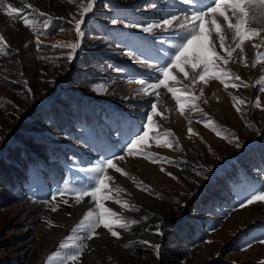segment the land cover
<instances>
[{
  "label": "rangeland",
  "instance_id": "obj_1",
  "mask_svg": "<svg viewBox=\"0 0 264 264\" xmlns=\"http://www.w3.org/2000/svg\"><path fill=\"white\" fill-rule=\"evenodd\" d=\"M109 2L112 7L107 6ZM201 2L214 6V0ZM87 4L88 0H0V36L4 38L0 43V94L7 95L8 90L10 93L13 86L8 83L33 86L37 81H48L55 84L57 91H72L86 97L96 110L100 107L106 111L107 115L97 117V123L108 117L105 125L82 130L78 140L65 135L58 137L52 130L47 131L55 139L46 132L42 133L44 137L40 136L39 140L44 139L56 153L50 159L41 157L42 166L32 170L34 175L20 192L19 202L0 211V239L13 241L16 237L13 264H160L161 259L154 258L161 256V248L166 244L162 233L166 223L183 215L188 200L199 197L215 176L227 171L235 174L223 192L224 199L214 207L215 214L194 212L191 216L193 223H201L197 225L196 236L202 240L194 242L185 253H179L180 257L165 259L169 264H262L264 200L254 201L243 209L240 203L247 204L252 195L264 191V80L261 79L264 77V0H245L248 13L245 27L250 33L243 38L234 27H229L237 22L230 7L222 5L221 9L229 21L219 12L206 15L203 43H211L222 58L216 61L219 70L229 71L231 75L223 78L224 83L209 78L206 83L197 81L193 85L191 69H186L188 78L179 69L170 70L176 78L173 87H187L196 97L186 103L183 114L163 86L155 90L158 97H145V89L137 81L157 82L156 74L148 67L156 62L143 63V57L141 61L131 59L128 53L132 46L119 43L126 34H132L133 40L148 48L164 44L160 48L164 54L174 41L167 40L163 28L145 34L136 27L113 25L111 21L123 18L133 25H146L174 14L177 21L173 24L179 30L180 25L191 23L194 6L177 0H97L94 11L82 24V37L78 38L75 23ZM9 5L23 11L8 17ZM201 10L206 12V8ZM24 19L30 20V26H25ZM212 20L221 26L219 33ZM91 21L102 31L100 35L87 32ZM57 22L60 26L52 32ZM220 35L225 37V48H221ZM77 39L82 44L78 54L63 61V56L71 52L68 45ZM229 48L233 51L232 59L227 57ZM84 50L101 54L97 65L91 67L100 80L73 85L70 73ZM56 54L62 57L57 58L62 60V66L49 63ZM152 102L157 103V112L149 136L136 146L137 151L128 155L123 151L128 128L138 125L137 134L144 131ZM191 103L198 106V112L192 110ZM5 113L1 109L0 118ZM209 122L222 134L217 135L213 128L206 127ZM189 127L198 134L192 136ZM235 139L241 147L230 143ZM165 140L175 146L169 147ZM147 154L155 155L157 160L153 162ZM250 154L247 167L239 164V160L247 159ZM121 156L122 160L114 158ZM106 158L113 159L121 169V172L105 169L104 174L110 177L106 181L108 189L98 194L112 196V200L101 202L128 224L126 228H113L119 234L117 237L102 225L94 230L88 227L92 219L85 220L86 214L91 211L95 216L99 212L90 195H81L77 200L78 193L87 190L89 183L80 180L79 167H92ZM53 208L56 210L52 211ZM88 234L91 239L87 238ZM77 249L80 254L73 262L68 256Z\"/></svg>",
  "mask_w": 264,
  "mask_h": 264
},
{
  "label": "trees",
  "instance_id": "obj_2",
  "mask_svg": "<svg viewBox=\"0 0 264 264\" xmlns=\"http://www.w3.org/2000/svg\"><path fill=\"white\" fill-rule=\"evenodd\" d=\"M59 26L57 22L52 32ZM87 28L90 35L97 36L102 33L92 21ZM100 57V53L84 50L73 64L70 82L73 85L98 83L100 77L91 67L97 65ZM53 58L49 63L62 66V60L57 59L62 57L56 54ZM64 58L67 61V54L63 56V61ZM40 82L37 81L33 86L8 83L13 86L10 93L8 90L7 95L0 94V111L2 109L6 112V115L0 118V211L19 202L20 192L25 190L30 177L34 175L32 170L42 166L41 157L44 155L50 159L49 157L56 153L44 139L39 140L40 136L44 137L42 133L46 132L48 137L55 139L47 131L52 130L58 137L65 135L78 140L82 130L95 127L96 124L103 126L108 120L106 117L101 118L99 123L96 122L97 117L105 116L107 112L100 107L96 110L86 97L68 90L57 91L55 84L48 81ZM89 105L90 109H87ZM36 132L41 135L36 136ZM251 155L247 159L239 160V164L247 167ZM232 174L235 173L227 171L215 176L214 181L204 188L199 197L188 200L189 205L184 209L183 215H178L166 223L162 230L166 236V244L161 248V256L154 259H161L160 264H169L166 256L180 257L179 253H185L194 242L202 240L200 236H196L199 228L197 225L201 226V223H193L191 216L194 212L215 214L214 207L224 199L223 192L228 182L232 181ZM14 240L0 239V264H13L11 257L17 245Z\"/></svg>",
  "mask_w": 264,
  "mask_h": 264
},
{
  "label": "snow or ice",
  "instance_id": "obj_3",
  "mask_svg": "<svg viewBox=\"0 0 264 264\" xmlns=\"http://www.w3.org/2000/svg\"><path fill=\"white\" fill-rule=\"evenodd\" d=\"M177 2H182L184 5H193L192 8L193 15L191 17V23L188 25H180L179 30L174 26L173 22L177 21V16L174 14H170V18H164L160 22L155 23H147L144 24H131L129 21L123 18L113 19L111 23L116 25L117 23L123 24L125 27H136L139 31L149 34L153 32V29H161L163 28L165 33L167 34V40H172L174 43L171 47H168L164 54L160 52V48L164 47V44H161L159 47L148 48L143 43L137 42L132 39V34H126L123 38L119 40L124 46L131 45L132 51L128 53L131 59L135 61H141V57H143V63H147L148 61H155L156 65H148L150 72L156 74V81L153 83H149L148 79L138 80L137 83L141 86L142 89H145L144 95L146 98L158 97L159 93L155 90L160 87H165L172 94L176 101V106L179 108L180 112L183 114L185 111V106L188 101H194L196 97L191 94L190 90L187 87L184 88H176L173 87L172 82H176V78L171 75L170 70L179 69V71L184 75L185 78L189 77V71L186 69H191V81L192 84L195 85L197 81L207 82L209 78H213L215 80L224 83V77L230 76L231 73L229 71H221L220 65L216 63V61H220L222 58L214 51L211 43L206 45L203 43V38L205 35V18L208 13L215 15L219 12L220 16H223L225 21H229V16L226 15L225 11L221 10L222 5L225 7H230L232 9L233 15L236 16L237 22L233 26L231 23L229 27H234L235 32L238 36L243 38L244 36L250 33V30L245 27V17L247 16V11L245 8V0H214V6L209 7L207 4H203L201 0H177ZM97 3V0H88L87 7L83 8L80 13V19L75 23V35L80 38L82 37V24L86 20L88 14L94 11V5ZM108 7H112L111 2L108 3ZM206 8V12L201 10V8ZM23 9H18L16 7H12L9 5L7 9V16L12 17L14 14L19 15ZM41 15H46L41 13ZM25 26H30V20L24 19ZM212 25L215 27L217 33L220 32L221 26L215 21H211ZM47 27V25H45ZM221 48H225L224 40L225 37L220 35L219 37ZM4 42V38L0 36V43ZM37 45L39 46V40H37ZM55 47V45H53ZM71 48V52L68 54L67 59L72 60L76 54H78V50L81 49L82 44L81 40L77 39L76 43H72L68 45ZM239 47V45H237ZM133 53H139V55H135ZM211 53V54H209ZM227 57L228 59L233 58L232 49H227ZM227 63V60L224 61ZM166 65V66H165ZM117 71H123L122 69H117ZM162 77V78H161ZM150 79V77H149ZM264 80V77L261 78ZM235 80L239 81V77H235ZM243 84V81H240ZM146 86V88H145ZM235 87L236 84L234 83ZM147 89H151L152 91H148ZM182 93V94H178ZM185 101L182 103L181 101ZM243 103V101H241ZM190 107L193 111L198 112L199 108L195 103H191ZM238 112L240 108L236 109ZM157 112V103H151V111L147 113V120L143 124L144 131L141 134H137L139 131V126L137 125L133 128L131 125L128 128V135L124 139V143H126V147L123 148V151L128 155H132L135 151H137L136 146L142 143L145 138L149 136V130L151 128L153 122V116ZM206 127L213 128L216 131L217 135H221V131L216 129L214 124L209 122L205 125ZM188 132L195 136L198 133L194 131L193 128L189 127ZM169 133H165L168 135ZM135 136V138H131ZM130 139V143L128 140ZM164 143L169 147H174L170 141L165 140ZM230 143L235 144L237 147H241L239 140L235 139L230 141ZM111 155V153H109ZM148 158L153 162L157 160L155 155L147 154ZM115 159H123L124 157H114ZM168 163H173V161L168 160ZM105 169H115L116 172H121V169L117 167V165L113 162V159L106 158L99 163L94 164L92 167H79V173L82 174L80 176V180L82 182L88 181V189L84 190L77 195V200L80 199V196H91V198L96 202L95 207L99 210L98 214L94 216V214L89 211L84 217L85 220L92 219V223L88 225L90 229H95L100 225L103 228L107 229L113 237H117L119 234L117 231H113L114 227L126 228L128 227L127 223L121 221V218L117 216V214L107 207L101 202L102 199L112 200L113 197L101 196L98 195L102 192V190L108 189V184L106 181L110 180V177L105 175ZM126 175V173H125ZM169 175H171L169 173ZM243 183V182H242ZM61 194H63V190H61ZM264 200V191H261L259 195H252L250 199L247 200V204L240 203V208L243 209L247 205H251L254 201ZM64 203H68V201H64ZM56 209L53 208L52 211ZM83 223V221L81 222ZM132 224H136L137 221H131ZM264 235V233H262ZM88 239H91V234L87 235ZM264 243V240L260 241ZM63 247V245H61ZM80 252L79 249L76 250L75 254L69 255L68 259L75 262L78 259ZM54 255V254H53ZM51 258V257H49ZM264 264V262H262Z\"/></svg>",
  "mask_w": 264,
  "mask_h": 264
}]
</instances>
